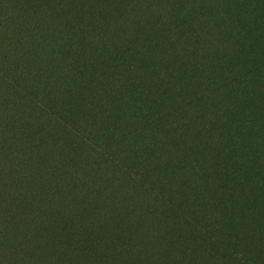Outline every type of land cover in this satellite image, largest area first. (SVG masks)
Masks as SVG:
<instances>
[{"label":"trees","instance_id":"16d2710c","mask_svg":"<svg viewBox=\"0 0 264 264\" xmlns=\"http://www.w3.org/2000/svg\"><path fill=\"white\" fill-rule=\"evenodd\" d=\"M0 264H264V0H0Z\"/></svg>","mask_w":264,"mask_h":264}]
</instances>
